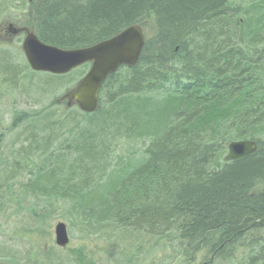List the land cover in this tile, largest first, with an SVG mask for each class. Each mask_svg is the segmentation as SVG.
<instances>
[{
	"label": "trees",
	"instance_id": "1",
	"mask_svg": "<svg viewBox=\"0 0 264 264\" xmlns=\"http://www.w3.org/2000/svg\"><path fill=\"white\" fill-rule=\"evenodd\" d=\"M5 13L62 49L132 24L146 40L134 65L107 76L92 112L57 102L90 63L36 72L21 47L0 44V218L25 212L18 230L30 232L63 206L111 264L155 252L150 264H264V0H0ZM242 139L256 150L229 160ZM4 238L0 264H68ZM83 251L72 250L75 264H103Z\"/></svg>",
	"mask_w": 264,
	"mask_h": 264
},
{
	"label": "water",
	"instance_id": "2",
	"mask_svg": "<svg viewBox=\"0 0 264 264\" xmlns=\"http://www.w3.org/2000/svg\"><path fill=\"white\" fill-rule=\"evenodd\" d=\"M20 31L25 32L21 49L33 71L60 75L90 63L89 69L76 86L57 100L60 102L67 99L68 107L74 102L84 112L96 109L100 88L110 73L121 65L132 66L137 62L146 40L145 32L138 24L129 25L112 37L93 45L74 49H62L44 43L28 27L11 30L12 34ZM256 148L254 140L232 141L227 147V158L234 160L245 157ZM54 242L60 248L69 243L67 226L62 221L54 225Z\"/></svg>",
	"mask_w": 264,
	"mask_h": 264
},
{
	"label": "rangeland",
	"instance_id": "3",
	"mask_svg": "<svg viewBox=\"0 0 264 264\" xmlns=\"http://www.w3.org/2000/svg\"><path fill=\"white\" fill-rule=\"evenodd\" d=\"M11 15L8 13H5L1 17L0 21V44H7L10 45L12 48H19L21 47V40L22 36L20 37H12L8 32H6V27L8 22L10 21ZM24 20L21 18V21ZM21 25H24L25 27H30L28 22L22 21ZM146 33H150L148 27L146 28ZM34 80L32 81V84L30 85V93L31 95H37L39 94L37 86L40 85V83L46 79L45 76H36L33 78ZM24 86H28L29 84L27 83L29 80H25ZM61 93H56V96L59 97ZM52 99V98H51ZM50 100V99H48ZM61 101V100H60ZM63 102L67 103V99H62ZM1 108L4 110V124H7L8 121L11 119V112L14 110L13 108H22V105L19 103L16 104L15 107H10L9 106H3ZM61 108L64 107L63 104L60 105ZM61 212H64L63 206L61 208H58L52 216L49 218H46L45 224L42 225L40 224L41 228H38V230L33 229V231L30 232H23L21 230H18L20 228V223H23L25 221L26 217H23V214L25 212H19V214H12L9 217H1L0 218V225L3 229V235H0V239H5L4 236L6 235V238L8 235L12 236L15 238V244L14 247L15 250H24V248H30L35 251L37 250H43V251H49L51 250L55 255L60 256L61 258H64L66 261H68V264H75L74 258L75 255L72 252V250L76 249L77 247H84V251L88 256L94 258L95 260L100 259L103 264H111V262H108L106 259L107 255L105 253V250L107 249V245L100 240L99 238L92 236V238H85L83 237V233H81L77 227L74 225L73 227L69 226L68 221L65 218H61L60 214ZM9 213V212H8ZM9 215V214H8ZM20 221V223H19ZM62 221L66 224L67 226V231L69 235V243L66 247L60 248L58 247L55 242H54V225L56 222ZM28 222V221H27ZM31 229V228H30ZM21 232V234H20ZM17 233L20 235H17ZM125 236L124 233L121 234V238ZM10 243V241H8ZM13 245V242H12ZM18 245V246H17ZM114 248V250L112 249ZM110 247V251L112 253V257H118L119 253V247L114 246ZM160 255L158 252H155L154 254H151L152 258L145 259V262H143V259H140V264H150L152 261L155 260V256ZM145 258V257H142ZM69 259V260H67ZM157 259V258H156ZM118 264V263H117ZM173 264H183L180 260L176 261Z\"/></svg>",
	"mask_w": 264,
	"mask_h": 264
},
{
	"label": "flooded vegetation",
	"instance_id": "4",
	"mask_svg": "<svg viewBox=\"0 0 264 264\" xmlns=\"http://www.w3.org/2000/svg\"><path fill=\"white\" fill-rule=\"evenodd\" d=\"M21 14V13H20ZM21 16H23V15H21ZM1 21V20H0ZM10 21L11 22H8V24H7V27H6V32H8L9 34H10V36H12V37H20V36H22V40H23V38H24V36H25V32L24 31H20V32H16L15 34H12V32H11V30H13V29H17V28H22V27H25L24 25H21V23H22V21H21V19H20V16H19V20L17 19V18H15V17H11L10 18ZM21 40V41H22ZM191 264V263H190ZM193 264H203L202 262H201V260L200 259H198L197 261H195V263H193Z\"/></svg>",
	"mask_w": 264,
	"mask_h": 264
}]
</instances>
